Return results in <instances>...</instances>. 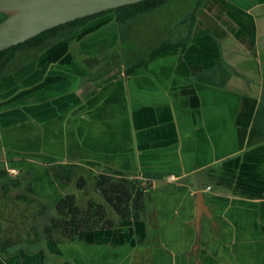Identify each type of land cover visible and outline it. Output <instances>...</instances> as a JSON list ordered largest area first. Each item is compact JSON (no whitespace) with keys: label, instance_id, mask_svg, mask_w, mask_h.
Segmentation results:
<instances>
[{"label":"crops","instance_id":"0c3cea01","mask_svg":"<svg viewBox=\"0 0 264 264\" xmlns=\"http://www.w3.org/2000/svg\"><path fill=\"white\" fill-rule=\"evenodd\" d=\"M125 69L113 14L0 80L3 169L51 206L76 186L51 164L166 175L142 221L82 232L62 255L26 244L0 264H264V0H205L186 52Z\"/></svg>","mask_w":264,"mask_h":264},{"label":"trees","instance_id":"16d2710c","mask_svg":"<svg viewBox=\"0 0 264 264\" xmlns=\"http://www.w3.org/2000/svg\"><path fill=\"white\" fill-rule=\"evenodd\" d=\"M176 1L179 0H146L48 30L23 44L0 52V80L21 68L31 57L108 13L115 15L127 75L135 72L147 59L169 51L184 53L192 42L197 15L205 0H182L187 8L172 23L169 34L151 50L136 54L124 47L127 30L137 20ZM4 19L5 15L0 14V22ZM261 122H264V86L255 121V127L264 130ZM50 168L60 186H63L64 180H75L78 188L77 192L58 197L53 206L35 193L31 178L12 175L6 169L0 170V254L9 255L18 246L37 244L44 240L52 255H62L60 245L77 240L82 232L114 229L121 220L142 221L146 216V197L153 188V181L166 176L144 173L136 177H115L77 169L71 164H51ZM32 175L30 173V177ZM90 185L99 198L81 197ZM23 187L24 192L11 197L13 190ZM20 208H25V211ZM30 208H38L37 214L29 217ZM42 217H47V221L43 230H40L38 221Z\"/></svg>","mask_w":264,"mask_h":264},{"label":"water","instance_id":"95a60500","mask_svg":"<svg viewBox=\"0 0 264 264\" xmlns=\"http://www.w3.org/2000/svg\"><path fill=\"white\" fill-rule=\"evenodd\" d=\"M143 1L0 0V14L5 15L0 22V52L61 25ZM78 31L63 40H70Z\"/></svg>","mask_w":264,"mask_h":264},{"label":"rangeland","instance_id":"374dc122","mask_svg":"<svg viewBox=\"0 0 264 264\" xmlns=\"http://www.w3.org/2000/svg\"><path fill=\"white\" fill-rule=\"evenodd\" d=\"M186 8H187L186 3L182 0H179L166 8L160 9L150 15H147L137 20L127 30L126 43L124 44V47L127 48L128 50L134 51V53L136 54H140L142 52L151 50L169 34L170 26L184 12ZM107 15H113V14L108 13V14H104L103 16H107ZM108 62H109V58L106 56L103 57L102 63L107 64ZM2 156L3 155L0 149V170L3 169L5 166L1 161ZM88 178L89 180H91V177ZM92 187L93 186L90 185L89 188L81 194V197L94 199L95 196H97L99 198L98 194H96L95 190ZM77 191H78L77 186H74L70 192H77ZM21 192H23L22 189L13 191L11 193V197L14 198L17 196V194ZM20 209L25 211V208H20ZM29 212H30L29 217H31L33 214L36 215L38 212V208H30ZM44 222L45 220H41V224ZM21 246H18L15 249H19Z\"/></svg>","mask_w":264,"mask_h":264},{"label":"flooded vegetation","instance_id":"af4514ba","mask_svg":"<svg viewBox=\"0 0 264 264\" xmlns=\"http://www.w3.org/2000/svg\"><path fill=\"white\" fill-rule=\"evenodd\" d=\"M116 58H117V57H116ZM114 61H115V64H116L115 66H117V64H118V61H117V59H116V60H114ZM113 68H116V67H113ZM113 68H112V69H110V71H112V70H113ZM110 71H109V72H110ZM107 73H108V72H107Z\"/></svg>","mask_w":264,"mask_h":264},{"label":"built area","instance_id":"2783aa9c","mask_svg":"<svg viewBox=\"0 0 264 264\" xmlns=\"http://www.w3.org/2000/svg\"><path fill=\"white\" fill-rule=\"evenodd\" d=\"M10 173H11L12 175H15V172H14V171H10Z\"/></svg>","mask_w":264,"mask_h":264}]
</instances>
